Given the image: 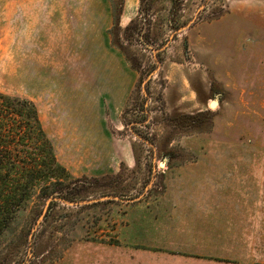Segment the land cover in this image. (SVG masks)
I'll list each match as a JSON object with an SVG mask.
<instances>
[{
    "label": "rangeland",
    "instance_id": "374dc122",
    "mask_svg": "<svg viewBox=\"0 0 264 264\" xmlns=\"http://www.w3.org/2000/svg\"><path fill=\"white\" fill-rule=\"evenodd\" d=\"M241 2L245 18L232 14L231 0H0V94L37 106L59 163L136 162L114 175L59 171L53 198L0 225V264H264V0ZM40 24L44 76L64 88L93 76L79 40L95 42L98 55L106 42L114 68L128 67L122 111L101 99L100 149L65 144L62 95L27 92L25 30L33 26L35 49ZM189 162H227L254 177L244 179L257 188L246 196L250 229L231 218L216 226L213 257L134 253L137 227L153 220L154 202Z\"/></svg>",
    "mask_w": 264,
    "mask_h": 264
},
{
    "label": "crops",
    "instance_id": "0c3cea01",
    "mask_svg": "<svg viewBox=\"0 0 264 264\" xmlns=\"http://www.w3.org/2000/svg\"><path fill=\"white\" fill-rule=\"evenodd\" d=\"M231 2L232 6L235 4L232 14L242 17L251 14L249 6L241 0H231ZM36 30H41V45H38L40 40L38 38L35 42L36 50L33 46V26H26L25 30V44L29 49L26 50L24 59L23 77L27 92L34 100L36 98L41 100L45 96L51 99L59 98L62 95L66 100L65 103L68 104L64 113L65 120L62 124L58 123V130L64 133L65 144H77L75 148L83 150L91 147L100 149L97 146V135L104 130L99 128L103 126L104 120V115L98 110L101 99L108 101L116 112L122 111L121 107L129 96L128 67L120 61L114 68L112 58L106 53L108 50L106 42L104 46L99 45L101 50L98 55V46L95 42L79 40L80 50L84 51L86 57L89 55L85 61L84 72L87 76L91 74L93 76L91 79L77 81L75 79L76 85L73 87L71 80V86L64 88L65 84L58 79H47L44 76L49 63L43 49V43L46 42L43 37V25L37 26ZM76 42L73 39L74 45ZM55 70L58 72L57 68ZM57 144L59 146V141L56 140V146ZM60 163L72 172L78 174L87 172L91 175H114L122 166L132 167L136 164V162H99L96 166L86 164L77 168L71 162ZM189 163L174 171L171 181L167 183L168 189L162 196L160 195L158 201L154 202L153 207L157 212L153 220L145 222L144 226L142 222L137 227V234L133 239L134 253L151 256L170 252L178 253L177 255L213 257L216 254L211 256L210 253L213 251L209 248L215 246L212 240L216 238L214 235L216 226L229 223L228 219L231 218L230 221L233 222L235 219V223L241 225L238 229H250L249 226H245L250 224L248 210L245 208L248 207L246 196L257 188L251 184V181L248 183L244 179L254 177L246 175L245 177L240 175L241 171L230 170L231 165H226L227 162H222L221 165L212 164L213 162ZM234 192L241 197L243 195L245 199L243 201L235 199L232 197Z\"/></svg>",
    "mask_w": 264,
    "mask_h": 264
},
{
    "label": "trees",
    "instance_id": "16d2710c",
    "mask_svg": "<svg viewBox=\"0 0 264 264\" xmlns=\"http://www.w3.org/2000/svg\"><path fill=\"white\" fill-rule=\"evenodd\" d=\"M113 15L117 26L120 13ZM65 170L37 106L28 99L0 94V225L35 199L53 198L58 172Z\"/></svg>",
    "mask_w": 264,
    "mask_h": 264
}]
</instances>
